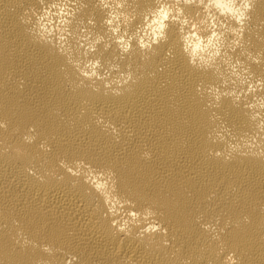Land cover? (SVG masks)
<instances>
[{
    "label": "bare ground",
    "instance_id": "bare-ground-1",
    "mask_svg": "<svg viewBox=\"0 0 264 264\" xmlns=\"http://www.w3.org/2000/svg\"><path fill=\"white\" fill-rule=\"evenodd\" d=\"M0 264H264V0H0Z\"/></svg>",
    "mask_w": 264,
    "mask_h": 264
},
{
    "label": "clouds",
    "instance_id": "clouds-1",
    "mask_svg": "<svg viewBox=\"0 0 264 264\" xmlns=\"http://www.w3.org/2000/svg\"><path fill=\"white\" fill-rule=\"evenodd\" d=\"M244 7L247 8L248 5L245 4ZM242 16H243V13H241V15L237 17V19H238V20L241 19ZM109 23H111V21H109ZM163 27H164V25L161 24V25H160V29L162 30ZM161 38H163V37L161 36ZM144 46H145V45L142 43V44H141V47H144ZM127 47H128V46L126 45V46H125V50H127ZM191 47H192V55L195 56V55L197 54V51L200 50V47H201V46H200V43L197 42V43H195L194 45H192ZM186 51H187V49H186ZM93 74H95V73H93Z\"/></svg>",
    "mask_w": 264,
    "mask_h": 264
}]
</instances>
